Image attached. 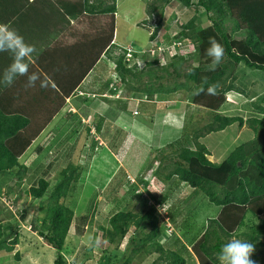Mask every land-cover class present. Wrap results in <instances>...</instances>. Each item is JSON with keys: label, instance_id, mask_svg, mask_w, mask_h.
Instances as JSON below:
<instances>
[{"label": "rangeland", "instance_id": "374dc122", "mask_svg": "<svg viewBox=\"0 0 264 264\" xmlns=\"http://www.w3.org/2000/svg\"><path fill=\"white\" fill-rule=\"evenodd\" d=\"M151 1L115 0V14L120 23L118 22L119 26L114 38L121 41L118 47L124 48L126 52H137L132 62H136L135 64L140 68L146 61L155 59L163 66L168 64L173 56L181 55L184 61L179 69L180 81H185V86L169 95L144 96L122 84L114 70L113 60L106 55L102 56L83 83L92 88L91 92L85 94V96L89 95L88 98L86 97L88 102L82 101L83 96H77L72 103L77 102L80 107L83 106L81 110L78 111L69 101L59 113L67 118V112L73 111L79 115L77 120L80 121L75 124L73 122L68 127L67 123L64 125V120L54 121L19 158L22 166L29 167L27 173L22 174V169H13L0 174L2 238L7 242L16 240L13 251L9 253L0 251V264H53L56 251L47 246L40 236V232H43L41 222L44 218L40 205H46L48 194L58 180V171L67 163L66 155L72 164L79 165L82 170L86 155L92 154L93 149L94 152L96 150L97 155L91 157L86 170L83 172L80 170L82 173L79 172L74 187L63 201L73 211V221L62 250L66 262L69 264H126L128 257L130 261L127 264L155 262L158 258L157 253L145 254L143 251L134 255L131 253L137 240L149 232L146 221L141 223V228L131 226L121 242L110 243L105 237L103 229L109 228L110 216L120 210H130L140 215L145 211L153 212L160 218L161 232L157 241L163 244L165 249L180 251L179 253L186 259V264H197L190 247L198 236L203 234L209 217L201 203L202 195L192 194L189 187L175 177L169 181H162L163 174L167 172L163 169L164 167L159 169V162L161 156L172 152L171 149L174 147L169 145L176 143L181 137H184L182 145L194 149L191 133L210 121V111L201 109V106L192 102V87L198 84V78L197 73L190 72L188 69L202 67L204 69L200 72L201 75L210 74L212 71L208 70L207 66L211 58L206 55L207 48L197 53L195 46L179 35L182 25L193 16H197L196 24L202 29L209 27L210 22L199 6L184 7L176 1H171L162 10L157 9L155 13L148 16L146 7ZM191 1L193 4L197 2V0ZM109 2L110 0H105V3ZM89 19L91 18H84L74 24L77 40L83 38L82 34L90 32V26L85 25ZM92 21L94 26L108 23L107 19L100 18ZM143 21L146 23L143 24ZM158 22L159 29L154 40L150 41L149 36ZM80 26L85 27V32L80 31ZM111 54L118 56L119 50L114 48ZM191 54L194 56L190 57ZM224 64H227L225 55L215 70ZM132 65V63L128 64V66ZM231 68L232 75L236 74L234 84L243 91V94L234 91L226 92V104L222 107L226 114L246 118L252 114L248 112L250 108L247 105L252 100L261 103L258 98L263 95L264 80L257 79L258 76L255 75L257 71H249L243 64L234 65ZM248 72H251L252 76L245 78ZM174 82L173 75L169 77L164 75V79L160 81L162 86ZM154 86L157 85L154 84ZM253 86L258 88V91H253ZM101 89L103 90L100 92ZM246 91L250 96L245 93ZM129 101H134L133 109L136 110L134 111L137 113L136 116L132 115ZM85 106L87 110L84 109ZM165 108L167 115L165 113L166 117L164 116L161 127L158 121H161V114ZM97 109H103L105 113L101 111V115L97 116L95 114V111L99 112ZM171 110L181 114L172 113ZM144 112H146L145 116ZM169 113L172 114L168 117ZM174 116L179 121H175ZM94 121L102 122L101 132H95ZM125 122L133 123L130 126L131 130L126 128L122 130L123 132L116 134L114 129H117L120 123L128 125ZM87 124L91 129L85 137L84 130ZM244 127H240L237 123L232 124L224 131L208 134L198 141L206 145L210 160L220 162L235 146L248 139L246 136L249 135L250 130L244 129L242 134ZM134 140L143 143L144 148L140 149ZM130 146H136L135 154L140 152L137 155L128 154ZM69 148L73 151L67 152L66 149ZM37 150H40L39 153ZM37 157H39L40 165L46 167L52 164L47 169L42 168L47 170L44 175L40 173V170L32 171L34 166L30 162L35 161ZM124 161L130 163L134 169L135 165L140 166L137 176V171L133 174ZM51 168L54 170L52 171ZM42 176L49 179L51 186L41 199H34L26 193V190L36 185L38 178ZM118 184L120 187L116 190ZM114 192L117 198L112 200ZM208 208L209 213H212V206L208 205ZM260 218H264V212ZM258 221L247 214L245 225L239 228L238 233L245 236V233L249 232V225L256 224ZM227 239L228 237L223 236L220 239L221 244H224ZM244 240L247 238L245 237ZM16 252L18 259L14 257ZM250 259L255 264H264V245L254 246Z\"/></svg>", "mask_w": 264, "mask_h": 264}, {"label": "trees", "instance_id": "16d2710c", "mask_svg": "<svg viewBox=\"0 0 264 264\" xmlns=\"http://www.w3.org/2000/svg\"><path fill=\"white\" fill-rule=\"evenodd\" d=\"M171 1H176L184 7L199 6L210 22L209 27L202 29L196 24L197 16H193L182 25L180 37L190 41L197 53L201 49L208 48L209 38H214L222 45L227 60L226 65H221L218 70L207 75L200 74L204 69L202 67H189L188 70L197 73L198 78V84L192 87L193 93L195 89L201 87L204 89L199 94H193L192 102L210 111V121L191 133L194 149L182 145L184 137H181L176 143L169 145L174 147L171 149L172 152L161 156L159 162V169L164 167L163 169L167 172L163 174L162 181H169L175 177L189 187L192 194L202 195L201 203L204 207L208 208V205H211L218 208L216 215L212 213L207 218L203 234L191 245L190 251L197 264H220L219 251L223 245L220 239L223 236L228 237L225 243L234 237L236 239L246 237L248 241L254 243V246L264 245V218H260L264 212V107L261 106L264 97L262 95L258 98L261 103L257 100L249 103L254 114L246 118L222 112L224 111L222 106L226 104V92L234 91L243 94V91L234 84L236 74L232 75L231 67L243 64L249 71H257L255 74L258 76L257 79L264 80V0H197L194 4L191 0H152L146 7L147 15L151 16L157 9L162 10ZM37 5L42 19V25L40 20L38 23L41 26L38 27L40 31H47V33L55 30L57 33L65 32L68 26L70 28L72 21L75 24L85 16L100 15V18L107 19L108 23L94 26L90 32L82 34L83 38H79L78 43L73 45L55 50L49 47L43 48L45 53L42 54L43 60L39 64L44 74L42 73L31 84H27V86H36L37 91H40L29 113L20 111L19 105L11 100H19L16 89L10 96L0 94V174L13 169H22V174L27 173L29 167L22 166L19 158L54 121L64 120V125L67 123V127L73 122L75 124L80 121L77 120L79 115L73 111L67 112V118L59 113L65 108L69 98L72 103L77 96H83L82 101L88 102L89 95L85 96L86 93L82 95L83 92L78 88L102 53L113 60L114 70L121 83L136 93L148 97L155 94L169 95L185 86V81H180L179 69L184 61L181 55L173 56L172 60L163 66L157 59L146 61L141 68L135 63L128 66L130 61L126 60L125 55L131 53L134 57L137 52H126L124 48H118L112 43L115 0H110L109 3H105V0H0V24L11 23L12 25L15 22L13 26L15 29L20 7L25 6L24 22L28 23L27 27H33L32 12L37 11L34 9ZM145 23L146 21H143V24ZM35 25L37 27V24ZM159 26L158 22L149 36L150 41L154 40ZM114 48L119 50L118 56H112ZM193 56V54L190 55V57ZM164 75L168 77L173 75L175 82L162 86L160 81L164 79ZM21 76L27 78L25 73ZM251 76V72L245 74V78ZM41 81L44 82V87H41ZM28 82L29 79L26 83ZM154 84L157 86L155 87ZM210 84L219 85L213 95L207 93ZM245 93L247 94V91ZM129 102L131 104L129 108L132 111L134 101ZM76 103L73 104L78 111L81 110L83 106L80 107ZM84 109L87 110V107L85 106ZM101 117L105 119L104 116ZM236 123L239 126L245 123L254 132V137L236 146L222 162L216 164L209 161L208 150L198 139L209 133L222 131ZM101 125L102 122L94 121L97 133L101 132ZM121 125L114 129L116 134L123 132ZM90 129V125L87 124L84 130L85 137L90 133ZM134 143H137L140 149L145 146L139 140H134ZM135 149L136 146H130L128 154L137 155L140 151L135 154ZM39 151L37 150V153ZM66 151L72 152L73 149L69 148ZM95 154L96 150L94 152L93 149L92 154L86 155L82 170L79 165L72 164L66 155L67 163L65 167L61 166L59 169L58 180L48 194L46 205H40V209L44 212L41 222L43 232H40V236L47 246L56 251L53 264H69L62 250L73 221V211L63 201L74 187L79 172L88 168L90 159ZM38 159L39 157L30 162L34 166L32 171L40 170V173L44 175L47 170L42 168L47 169L52 164L45 167L38 164ZM124 163L128 170L133 174L137 171L136 176L138 175L140 166L135 165V170L130 163L126 161ZM51 170L54 169L51 168ZM50 186L49 179L42 176L38 178L36 185L27 188L26 193L34 199H41ZM117 187H120L119 184L116 190ZM116 192L112 200L117 198ZM247 214L259 221L256 224H250L249 232L243 236L238 233V230L245 225ZM159 220L160 218L151 211H145L140 215L130 210H120L110 216L109 228L103 231L110 243L121 242L131 226L141 228V223L146 221L149 232L137 240L131 250L132 255L139 251L145 254L154 252L158 254V258L152 264H186V259L179 253L180 251L165 249L163 244L157 241L161 232ZM2 236L0 224V251L8 253L13 251L16 240L7 242ZM14 257L18 259L17 252ZM129 261L128 257L126 264Z\"/></svg>", "mask_w": 264, "mask_h": 264}, {"label": "crops", "instance_id": "0c3cea01", "mask_svg": "<svg viewBox=\"0 0 264 264\" xmlns=\"http://www.w3.org/2000/svg\"><path fill=\"white\" fill-rule=\"evenodd\" d=\"M25 6H21L20 7V14H18V16L16 17V19H17V22H16V27H15V29H13V26H14V23L15 22H13L12 23V25H10V24H4V25H6L8 28H10V30L11 31H13V32H16L17 34H19L20 36H22L23 37V40H24V42L26 43V44H30V45H32L33 46V50L29 53V54H27L25 57H23L22 58V62L23 63H26L27 64V66H28V68H27V71L25 72V74H27V78H26V76H21L20 74H18V73H14L12 70H11V68H10V65L13 63V61L14 60H16V59H20L19 57H17L16 56V53H15V51L14 50H12V49H9V48H7V46H5L2 50H0V94L3 96L4 94L5 95H11L12 94V91L14 90V89H16V94H17V96L19 97V100L18 101H16L15 99H11V100H13V101H15L18 105H19V109H20V111H26L27 113H29L30 111H31V109H32V107H33V105H35V103H36V99H35V97H36V95H40L39 93H40V91H37L38 89H37V87L36 86H27V84H29V82L28 83H26L27 82V80H28V78H29V76H31V75H33V74H35L36 75V77L37 78H39V76L43 73L42 72V69H41V63H42V60H43V53H45L44 52V50H43V48H45V47H49V48H51V50H55V49H58L59 47H61V48H65V47H67V46H70V45H73L74 43H78V40H77V37L75 38V34H74V24H73V21H72V23H71V26H70V28H69V26H68V29L65 31V32H62V33H57V31L55 30V31H53V32H49V33H47V31H40V27H38L39 25H40V23H38L40 20H41V25H42V19H41V14H40V11L38 10V8H39V6L37 5V8L36 7H34V9L35 10H37L36 12H32V14H33V16H32V22L33 23H35V24H37V27H36V25L35 24H33L32 23V25H33V27H27V25H28V23L27 22H24V14L26 13L25 12V8H24ZM40 9V8H39ZM34 10V11H35ZM48 10L50 11V9L48 8ZM103 17V16H102ZM118 16H116V14H115V20H114V33H113V39H112V43L116 46V47H118V46H120L121 45V41L120 40H115V38L114 37H116V29H117V26H119L118 25V22H119V19L117 18ZM21 18V19H20ZM84 18H91V19H89L88 20V22L86 21L85 22V25H89L90 26V28L92 29L93 27H94V25H93V23H91V21L90 20H95V19H97V18H100V15L97 17V16H95V17H93V16H85ZM101 19V18H100ZM73 20V19H72ZM20 21H21V23H20ZM70 22H71V19H70ZM120 23V22H119ZM99 24V23H98ZM1 25V24H0ZM40 25V26H41ZM45 26V25H44ZM79 29H80V31H82V32H85V27H79ZM43 32H46V33H43ZM119 41V42H118ZM120 43V44H119ZM119 48V47H118ZM135 52V51H134ZM104 55H106V54H104V53H102L101 54V56L99 57V59L96 61V63H95V65H94V67L96 66V64L98 63V61L101 59V57L102 56H104ZM40 63V64H39ZM93 67V68H94ZM93 68L86 74V76L83 78V80H82V82L80 83V85H79V88H78V90L79 91H81V92H83V94L84 93H86V94H88L89 92H91L92 91V88H90V86H88V85H84L83 83H84V80H85V78L89 75V73L93 70ZM37 70V71H36ZM44 74V73H43ZM11 77L12 78V81H11V84H8L7 83V80H6V77ZM36 78V79H37ZM83 84V85H82ZM253 85H255V84H253ZM261 85H263V84H261ZM27 86V87H26ZM86 86H88V87H86ZM247 86H249V84L247 85ZM256 86V85H255ZM255 86H253V91H258V88L256 89L255 88ZM251 87V86H250ZM263 87V91H262V93H263V97H264V86H262ZM262 87L260 88L261 90H262ZM40 90V89H39ZM78 91V92H79ZM93 93H96V92H93ZM106 96V95H105ZM248 96H250V94L248 93ZM74 96H72V98H73ZM104 97V96H103ZM69 100L71 101V98H69L68 100H67V102H69ZM143 101V100H142ZM73 104V103H72ZM74 105V104H73ZM261 106L262 107H264V102L263 103H261ZM247 107H249L250 108V111H248V112H252V114H254L253 113V110H252V108L249 106V104L247 105ZM201 109H204V107H200ZM89 109V108H88ZM163 109V108H162ZM98 110V109H97ZM205 110V109H204ZM99 112H97V111H95V114L96 115H100V112L101 111H103L102 113L104 114L105 113V110H103V109H99L98 110ZM166 111V108H165V110L163 111V113L161 114V116H162V118H161V121L159 122L158 121V124L162 127L163 125H162V121H163V119L166 117V115H167V111ZM171 112L172 113H177V114H181L180 112H178V111H175V112H173L172 110H171ZM222 112H225V110L224 111H222ZM165 113H166V115H165ZM172 113H169L168 114V117H169V115L170 114H172ZM94 114V116H96ZM146 115V112H144V116ZM165 116V117H164ZM177 116V115H176ZM175 117V116H174ZM248 117V116H247ZM175 121H179V119H177L176 117H175ZM125 123H127L128 124V122H125ZM120 124H124V123H120ZM133 123H129L128 125H126V124H124L125 125V127L127 128H129L130 129V126L132 125ZM231 126V125H230ZM245 126V127H244ZM168 127V126H167ZM200 127H202V125L200 126ZM229 127V126H228ZM240 127H244L243 129H242V134H243V131H244V129H248V130H250V132H249V135H247L246 136V138H248V139H246L245 141H243L242 143H245V142H247V141H249V140H251L253 137H254V132L252 131V129L251 128H249L245 123L242 125V126H240ZM227 128V127H226ZM225 128V129H226ZM166 129V128H165ZM225 129H223L222 131H224ZM131 130V129H130ZM95 132H96V130H95ZM219 132V131H218ZM221 132V131H220ZM214 133H217V132H214ZM253 133V134H252ZM209 134H211V133H209ZM208 135V134H207ZM206 135V136H207ZM205 137V136H204ZM241 143V144H242ZM205 145V144H204ZM240 145V144H239ZM206 146V145H205ZM238 146V145H237ZM236 147V146H235ZM234 147V148H235ZM233 148V149H234ZM206 149H207V147H206ZM208 150V149H207ZM232 151V150H231ZM97 155V154H96ZM100 156V155H99ZM207 158H208V160L209 161H211V162H213V163H216V164H218V163H220V162H222V161H220V162H216V161H212V160H210L209 159V151H208V155H207ZM205 208V211L207 212V214H208V216L210 215V214H214V215H216L217 214V212H218V208H216V207H212V209H213V212L212 213H209V208H206V207H204ZM209 218V217H208ZM204 231V230H203ZM200 236V235H199ZM198 236V237H199ZM235 238V237H234ZM234 238H232V239H234Z\"/></svg>", "mask_w": 264, "mask_h": 264}, {"label": "clouds", "instance_id": "9594fccd", "mask_svg": "<svg viewBox=\"0 0 264 264\" xmlns=\"http://www.w3.org/2000/svg\"><path fill=\"white\" fill-rule=\"evenodd\" d=\"M5 46L14 50L16 56L20 58L13 61V63L10 65L11 70L14 73L23 75L27 71L28 66L26 63L22 62V58L33 50V46L26 44L22 36L11 31L6 25H0V50H2ZM206 55L211 58L207 69L214 71L222 62L225 52L220 43H218L214 38H209V47L206 49ZM132 58L134 57L132 56ZM128 61H130V63H136L132 62L131 60ZM36 78L37 77L35 74L29 76V84L36 80ZM6 80L8 84H11L12 78L10 76L6 77ZM41 87H44L43 81H41ZM218 87L219 85L210 84L208 86L207 93L209 95L215 94ZM201 91H204L202 87L195 89L193 94H199ZM134 111L136 110L133 109L131 111L132 115L136 116L137 113H134ZM121 127L122 129H126L124 124H122ZM110 178H112V176ZM253 251L254 243L244 239H230L227 243L221 246L219 251V262L220 264H255V262L250 259Z\"/></svg>", "mask_w": 264, "mask_h": 264}, {"label": "built area", "instance_id": "2783aa9c", "mask_svg": "<svg viewBox=\"0 0 264 264\" xmlns=\"http://www.w3.org/2000/svg\"><path fill=\"white\" fill-rule=\"evenodd\" d=\"M128 57V58H127ZM132 58V54L131 53H127L126 54V60H130Z\"/></svg>", "mask_w": 264, "mask_h": 264}]
</instances>
